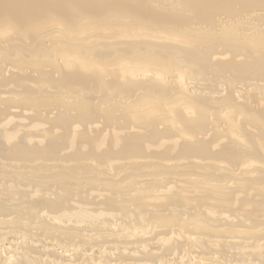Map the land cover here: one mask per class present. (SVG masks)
<instances>
[{
	"label": "bare ground",
	"instance_id": "obj_1",
	"mask_svg": "<svg viewBox=\"0 0 264 264\" xmlns=\"http://www.w3.org/2000/svg\"><path fill=\"white\" fill-rule=\"evenodd\" d=\"M0 264H264V0H0Z\"/></svg>",
	"mask_w": 264,
	"mask_h": 264
}]
</instances>
